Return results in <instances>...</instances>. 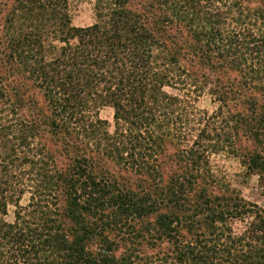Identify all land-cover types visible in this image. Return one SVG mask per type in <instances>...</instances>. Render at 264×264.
I'll list each match as a JSON object with an SVG mask.
<instances>
[{"label":"trees","instance_id":"16d2710c","mask_svg":"<svg viewBox=\"0 0 264 264\" xmlns=\"http://www.w3.org/2000/svg\"><path fill=\"white\" fill-rule=\"evenodd\" d=\"M95 14L77 27L69 0H0V264H135L110 233L137 222L180 264H264V210L199 180L221 151L264 180V0H95ZM201 78L218 106L198 117ZM100 157L156 180L134 189ZM194 223L206 231L182 241Z\"/></svg>","mask_w":264,"mask_h":264},{"label":"rangeland","instance_id":"374dc122","mask_svg":"<svg viewBox=\"0 0 264 264\" xmlns=\"http://www.w3.org/2000/svg\"><path fill=\"white\" fill-rule=\"evenodd\" d=\"M69 13L74 26L85 27L92 25L96 22L95 0H69ZM181 63L185 65L182 60ZM201 82L203 83H200V86L202 85L200 92H196L191 99V104L194 109H190L198 117L204 113L211 114L218 106V103L210 92L211 84L204 78H201ZM32 84H29L27 87L29 93L33 94L39 100V106L47 113V103L42 91L36 85L34 86ZM165 89L172 94L180 95L183 93L173 87H166ZM24 114L30 115L31 111L26 110ZM99 116L101 119L108 121V130L113 132L115 129L114 109L108 105L103 106L100 109ZM193 123H196V121H193ZM177 147L175 145H169L167 151L168 157H161L165 162L162 166L164 182H166L170 172L176 169L174 157L171 158L170 155L181 148L180 145H177ZM104 159L107 162L105 164L106 166H109L122 176L120 181L125 184L130 182L134 189L147 190L146 187L153 180H156L155 177H150L147 174H138L132 169L124 168L123 165H117L114 161L106 157H100L103 167L105 166L103 163ZM209 160L210 169L208 172L204 171V174H202L205 177V181L202 178L199 179L200 188H206L213 195L229 196L232 194L233 197H239L247 202L256 204L264 210V180L259 174L250 172L239 157L227 151L212 153L209 155ZM29 201L30 193L27 192L22 196L19 204L26 206ZM61 207L63 208V200L59 201V208ZM16 210V205H9L8 215L6 216L7 221L12 222L15 220ZM201 218V216H197L195 221ZM153 219L154 216L149 218V221L153 223ZM250 221L251 218L249 217L242 219L232 218L227 221V225H229L233 233L241 234ZM153 230L149 229L148 223L137 222L133 229L111 232L110 238L119 246L117 255L131 256L135 264H180L175 259V244L166 238H159L158 234ZM204 230L206 231L204 224L194 223L191 230H188L187 227L182 228L180 238L182 241H192L196 233Z\"/></svg>","mask_w":264,"mask_h":264}]
</instances>
